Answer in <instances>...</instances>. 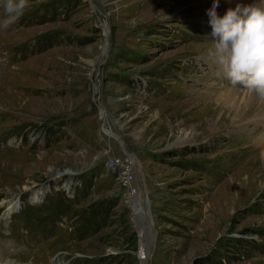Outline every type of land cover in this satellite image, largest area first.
<instances>
[{
    "label": "rangeland",
    "instance_id": "1",
    "mask_svg": "<svg viewBox=\"0 0 264 264\" xmlns=\"http://www.w3.org/2000/svg\"><path fill=\"white\" fill-rule=\"evenodd\" d=\"M212 4L28 0L7 24L0 8V264H142L115 136L143 173L147 264H264V107L246 121L224 100L248 90L211 55Z\"/></svg>",
    "mask_w": 264,
    "mask_h": 264
},
{
    "label": "clouds",
    "instance_id": "2",
    "mask_svg": "<svg viewBox=\"0 0 264 264\" xmlns=\"http://www.w3.org/2000/svg\"><path fill=\"white\" fill-rule=\"evenodd\" d=\"M28 0H2L0 8L8 19L21 16ZM219 0L207 10L212 28L211 42L216 63L232 86H240L264 98V0L248 6L237 4L223 16L217 14Z\"/></svg>",
    "mask_w": 264,
    "mask_h": 264
},
{
    "label": "bare ground",
    "instance_id": "3",
    "mask_svg": "<svg viewBox=\"0 0 264 264\" xmlns=\"http://www.w3.org/2000/svg\"><path fill=\"white\" fill-rule=\"evenodd\" d=\"M226 77L227 76H223L222 79H224ZM242 94L238 90H236V89L235 90H232V91H228V92L225 93L224 100L227 101V102H229L230 104H233V103H235L237 101L244 102L245 103V106H244V108L241 111V115H242V118L244 120H246V121H248V119L250 120V118L252 116L256 115V114L257 115L258 114H260V115L261 114H264V111H261V109H258V107H260V106L262 108L264 107V98H261L259 96H254V94L249 93L248 91H247L246 96L244 94L243 95ZM219 98H220L221 102L224 103V100L220 96H219ZM255 109H258L256 111V114L253 113V111H255ZM107 130L109 131V129H107ZM131 156H132L131 158H132L133 163H134L135 176H136V180H137V178H139V172H138V169H137V165L135 166V159L133 158V155H131ZM137 194H138V197L136 198L137 199V206L136 207L138 209V213L137 214L139 216V219H138L139 221H138V224L137 225L139 227V230H142L141 231V234L143 235L145 233V228L147 227V223L145 222L146 218H144V216H146V210L144 208V207H146V206H144L146 202H145V199L143 197V193L141 192V190H140V192L138 191ZM14 207L11 206L10 209H14ZM149 240H150V235H149V233H147V240L144 239L142 244L145 246L146 242L148 241V247H149ZM142 250L143 251L140 252V254H141L140 256H141V263L143 264L144 261L146 260V258H148V255L149 254H148V252L146 253V255L144 254V251L145 250L143 249V247H142Z\"/></svg>",
    "mask_w": 264,
    "mask_h": 264
},
{
    "label": "water",
    "instance_id": "4",
    "mask_svg": "<svg viewBox=\"0 0 264 264\" xmlns=\"http://www.w3.org/2000/svg\"><path fill=\"white\" fill-rule=\"evenodd\" d=\"M115 137L120 142L121 147H122L124 153L127 156L129 155V157H132L131 155H133V154L126 149L125 144H124V141L122 140V138L119 137V136H115ZM133 158L135 159V166L137 165V169H138V172H139V178H137V180H136V186H137V189L141 190V192L143 193V197H144L145 202H146L145 205H144V206H146V207H144L145 210H146V216H144V218H146L145 222L147 223L148 233L150 235L149 247H148V254L150 256V254L152 253L153 248H154L155 233H154L152 219H151V216H150V213H149L147 195H146V190H145V183H144V179H143V173L141 171L140 164H139V162L137 161V159L135 158L134 155H133ZM148 258L144 261L143 264H147Z\"/></svg>",
    "mask_w": 264,
    "mask_h": 264
},
{
    "label": "trees",
    "instance_id": "5",
    "mask_svg": "<svg viewBox=\"0 0 264 264\" xmlns=\"http://www.w3.org/2000/svg\"><path fill=\"white\" fill-rule=\"evenodd\" d=\"M68 200H69V199H68ZM68 200H67L65 197L61 196V195H60V197H59V199H58V201L61 202V203L68 202ZM39 216H40V215H39ZM34 223H36L37 225H40V223H39V221H38L37 218L34 219Z\"/></svg>",
    "mask_w": 264,
    "mask_h": 264
}]
</instances>
